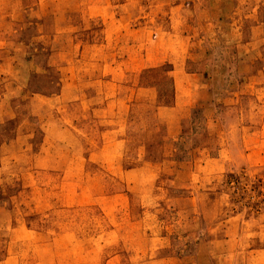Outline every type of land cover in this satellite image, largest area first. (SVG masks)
<instances>
[{
    "label": "rangeland",
    "instance_id": "obj_1",
    "mask_svg": "<svg viewBox=\"0 0 264 264\" xmlns=\"http://www.w3.org/2000/svg\"><path fill=\"white\" fill-rule=\"evenodd\" d=\"M0 264H264V0H0Z\"/></svg>",
    "mask_w": 264,
    "mask_h": 264
},
{
    "label": "crops",
    "instance_id": "obj_2",
    "mask_svg": "<svg viewBox=\"0 0 264 264\" xmlns=\"http://www.w3.org/2000/svg\"><path fill=\"white\" fill-rule=\"evenodd\" d=\"M105 66H106L107 69L105 70V67H103L104 69L102 71H103L104 75H108V76H106L103 79V84H105V90L103 89L102 91H103V96L104 95L108 96L107 92L110 90V87L111 88L120 87V82H121V80H123L122 79V75L124 76V74L126 73V69L124 67L125 66L124 58L123 57L120 58L118 56H115L114 60H112V62H110V63H107ZM80 99H83V97H77L76 101L80 100ZM121 99L122 98H119L117 103L121 104ZM105 101H107V103L110 105V100H105ZM114 101H117V100L115 99ZM83 106H89V104H87V100L84 102ZM107 112H109V110ZM118 112H119V109L117 110V113ZM103 113L108 114L105 111H103ZM113 114H115V113H112V114L110 113L111 116H113ZM64 121H65L64 116L60 117V119L58 121H56L57 123H59L58 125H60V128H59V137L60 138H65L66 136L70 135L71 132H72V131H70L69 127H67V125H65ZM67 121L69 123V118H67ZM70 122H71V120H70ZM70 125H71V123H70ZM65 127H67V128H65ZM68 129H69V131H68ZM112 130H113L112 127H108V128H106V132L105 133H107L109 135ZM117 139H119V137H117ZM70 151H71V158H70V161H69L68 165H66L64 167V169H69L71 171H75V176L76 177L75 178H71V180H70L71 185H76V186L85 185L86 183H88V182H85V180L88 177L84 178L85 174H86V170L85 169L87 168L88 162H86V163L85 162H80L79 158L82 159V158L86 157L85 155H89L90 153L87 154L85 149L83 148V146L82 147H77V148L73 146L70 149ZM97 164L99 165V169L100 168H102V169H110L111 166H113V167L115 166L116 167V165L118 167V162H117V164L116 163H110V162L97 163ZM81 178H83V179H81ZM80 192H82V190Z\"/></svg>",
    "mask_w": 264,
    "mask_h": 264
},
{
    "label": "trees",
    "instance_id": "obj_3",
    "mask_svg": "<svg viewBox=\"0 0 264 264\" xmlns=\"http://www.w3.org/2000/svg\"><path fill=\"white\" fill-rule=\"evenodd\" d=\"M235 181H237L236 179H234Z\"/></svg>",
    "mask_w": 264,
    "mask_h": 264
}]
</instances>
